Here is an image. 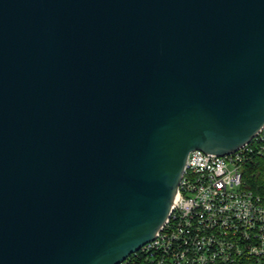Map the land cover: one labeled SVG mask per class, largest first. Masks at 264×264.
Returning a JSON list of instances; mask_svg holds the SVG:
<instances>
[{
  "label": "water",
  "instance_id": "1",
  "mask_svg": "<svg viewBox=\"0 0 264 264\" xmlns=\"http://www.w3.org/2000/svg\"><path fill=\"white\" fill-rule=\"evenodd\" d=\"M263 125L264 0H0V264L119 263Z\"/></svg>",
  "mask_w": 264,
  "mask_h": 264
},
{
  "label": "built area",
  "instance_id": "2",
  "mask_svg": "<svg viewBox=\"0 0 264 264\" xmlns=\"http://www.w3.org/2000/svg\"><path fill=\"white\" fill-rule=\"evenodd\" d=\"M255 156H264V125L229 154L190 151L159 232L117 264L264 262V194L247 187L242 169Z\"/></svg>",
  "mask_w": 264,
  "mask_h": 264
},
{
  "label": "trees",
  "instance_id": "3",
  "mask_svg": "<svg viewBox=\"0 0 264 264\" xmlns=\"http://www.w3.org/2000/svg\"><path fill=\"white\" fill-rule=\"evenodd\" d=\"M243 178L247 187L264 194V156H255L243 164ZM216 264H264L252 258H243L233 263Z\"/></svg>",
  "mask_w": 264,
  "mask_h": 264
}]
</instances>
